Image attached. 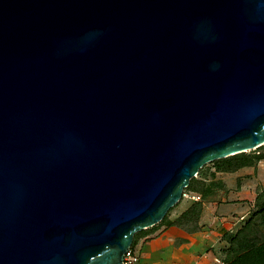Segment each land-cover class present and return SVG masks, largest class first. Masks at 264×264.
<instances>
[{
	"label": "water",
	"instance_id": "obj_1",
	"mask_svg": "<svg viewBox=\"0 0 264 264\" xmlns=\"http://www.w3.org/2000/svg\"><path fill=\"white\" fill-rule=\"evenodd\" d=\"M263 143L264 0H0V264H120Z\"/></svg>",
	"mask_w": 264,
	"mask_h": 264
},
{
	"label": "crops",
	"instance_id": "obj_2",
	"mask_svg": "<svg viewBox=\"0 0 264 264\" xmlns=\"http://www.w3.org/2000/svg\"><path fill=\"white\" fill-rule=\"evenodd\" d=\"M200 178L204 187L196 191L202 202L199 229L186 232L178 225H171L162 230L161 235L185 236L187 247L199 254L195 260L197 264H225L229 234L236 232L249 218L255 196L264 188V158L232 169H216L214 166L209 174L203 173ZM190 204L176 205L169 219L176 218ZM144 250L149 264H157L158 253L155 254L153 244L147 242Z\"/></svg>",
	"mask_w": 264,
	"mask_h": 264
},
{
	"label": "rangeland",
	"instance_id": "obj_3",
	"mask_svg": "<svg viewBox=\"0 0 264 264\" xmlns=\"http://www.w3.org/2000/svg\"><path fill=\"white\" fill-rule=\"evenodd\" d=\"M259 152H264V143L260 147L243 151L244 154L242 159H251L253 155H256ZM234 163L235 161H225L223 162V166H230ZM211 167H214V163L212 161L203 164L193 176V179L191 180V187H195L198 190L204 187L200 177L203 173L209 174ZM182 202L192 203L193 200L182 196L167 210L163 221L158 222L155 226H149L148 228H144L143 230L134 233L133 240L136 243L135 247H137L140 254L139 264H149V259L144 257V246L147 242H151L153 244L154 251H157L155 254L158 253L156 257L157 264H197L195 260L199 254L197 255L194 250H190L187 247V238L185 236L172 238L161 235L162 230L169 227L165 226V222L169 219V215L172 214L174 207ZM252 209L253 206L250 210L249 218L244 224H242L241 228H239L236 232L229 234L227 238L226 245H228L229 252L225 256V264H228V261L241 251L243 246L245 247L258 241L256 239L257 236L264 237V225L260 222V215L258 213L253 214L251 212ZM179 226L186 232H192L195 229V214L183 217L179 221Z\"/></svg>",
	"mask_w": 264,
	"mask_h": 264
},
{
	"label": "trees",
	"instance_id": "obj_4",
	"mask_svg": "<svg viewBox=\"0 0 264 264\" xmlns=\"http://www.w3.org/2000/svg\"><path fill=\"white\" fill-rule=\"evenodd\" d=\"M261 146V145H260ZM258 146V147H260ZM243 151L231 154L226 157L222 158H217L212 160L214 163V166L216 169H232L236 168L242 165L246 164H252L254 161L259 160L261 158H264V152L262 153H257L256 155H253L251 159H242L243 158ZM228 161V162H234L233 165L230 166H223V162ZM193 177L189 179V183L186 186L187 189H190L192 191H201V189H197L195 187H191V180ZM202 209V202L200 200L198 201H193L185 210H183L176 218L174 219H168L165 222V226H171V225H178L179 226V221L183 217H187L191 214H195V229L193 231H196L199 229L198 225V219L199 215ZM253 214L258 213L260 215V222L264 225V188H262L259 192H257L254 203H253V209L251 211ZM165 219V215L163 218L159 221H163ZM157 224V223H156ZM156 224L152 225L155 226ZM148 228V227H147ZM143 230V229H141ZM138 230V231H141ZM137 232V231H136ZM259 237V238H258ZM258 241L255 243L248 245V246H243V249L239 251L236 255H234L229 261L228 264H264V237L257 236L256 238ZM135 242L132 240V245H134Z\"/></svg>",
	"mask_w": 264,
	"mask_h": 264
},
{
	"label": "built area",
	"instance_id": "obj_5",
	"mask_svg": "<svg viewBox=\"0 0 264 264\" xmlns=\"http://www.w3.org/2000/svg\"><path fill=\"white\" fill-rule=\"evenodd\" d=\"M182 196L185 198H190L193 201L201 200V196L198 192L187 189L186 187L182 191ZM135 246H136V243L132 245V242H131V244L124 251L120 264H139L140 254L138 252L137 247Z\"/></svg>",
	"mask_w": 264,
	"mask_h": 264
}]
</instances>
